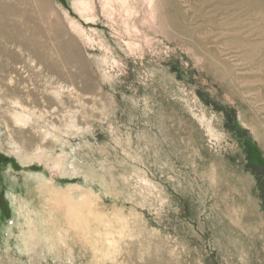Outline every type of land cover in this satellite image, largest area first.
Segmentation results:
<instances>
[{"label":"rangeland","instance_id":"rangeland-1","mask_svg":"<svg viewBox=\"0 0 264 264\" xmlns=\"http://www.w3.org/2000/svg\"><path fill=\"white\" fill-rule=\"evenodd\" d=\"M263 3L0 0V264H264Z\"/></svg>","mask_w":264,"mask_h":264},{"label":"bare ground","instance_id":"bare-ground-1","mask_svg":"<svg viewBox=\"0 0 264 264\" xmlns=\"http://www.w3.org/2000/svg\"><path fill=\"white\" fill-rule=\"evenodd\" d=\"M163 1V0H162ZM210 1H212V0H210ZM248 1V0H247ZM253 1V0H252ZM206 2V1H205ZM214 2V1H213ZM227 2V1H226ZM229 2V1H228ZM208 3V2H207ZM206 3V4H207ZM225 3V2H224ZM252 3V2H251ZM202 4H203V2L201 3V6H202ZM210 4V3H209ZM218 4V3H217ZM226 4V3H225ZM230 4V3H229ZM229 4L227 3V5L229 6ZM264 4V3H263ZM215 5H216V3H215ZM219 5V4H218ZM218 5H216V6H218ZM231 5V4H230ZM262 5V4H261ZM212 6V7H211ZM210 7L211 8H215V6L213 7V4L211 5ZM220 6V5H219ZM232 6V5H231ZM260 6V5H259ZM263 6V5H262ZM224 7H225V5H224ZM217 8H219V7H217ZM217 8H215V9H217ZM226 8V7H225ZM256 8V7H255ZM257 9H259V8H257ZM262 9V8H261ZM218 10V9H217ZM214 12H216V11H214ZM164 17V16H163ZM167 19V18H166ZM168 19H170V18H168ZM172 20L170 19L169 21L167 20V22H171ZM160 26L163 28V21L161 22V24H160ZM23 233V232H22ZM30 234V233H29ZM27 241H28V239H26ZM28 242H30V241H28ZM28 244V243H27ZM26 246V245H25ZM31 246V245H30ZM27 250V249H26ZM22 252V251H21ZM28 251H26V253H27ZM8 258V257H7ZM1 264H13L11 261H9V258H8V262H5V263H1Z\"/></svg>","mask_w":264,"mask_h":264}]
</instances>
